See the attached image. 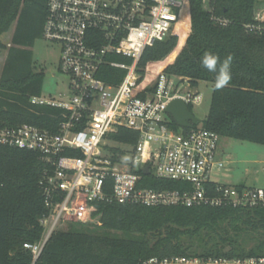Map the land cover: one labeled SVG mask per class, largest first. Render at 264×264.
Listing matches in <instances>:
<instances>
[{
  "label": "built area",
  "instance_id": "obj_1",
  "mask_svg": "<svg viewBox=\"0 0 264 264\" xmlns=\"http://www.w3.org/2000/svg\"><path fill=\"white\" fill-rule=\"evenodd\" d=\"M183 4L184 0H47L42 38L59 45L58 68L68 77L70 96L30 98L32 104L61 111L53 130L0 124V145L35 153L43 164L39 179L47 209L40 218L43 231L37 242L23 244L32 264L67 222H98L102 213L97 204L102 202L264 207V188L220 183L211 177L224 169L218 133L171 126L167 105L174 99L192 104L196 87L163 71L146 78L139 68L145 48L169 35ZM212 19L220 25L229 22L215 15ZM253 20L246 24L248 29H264V0H258ZM110 69L124 71L123 76L118 79L116 73L105 72ZM121 128L137 133V141L118 151L110 145L109 135ZM142 175L187 187H142ZM139 264H264V255L149 256Z\"/></svg>",
  "mask_w": 264,
  "mask_h": 264
},
{
  "label": "trees",
  "instance_id": "obj_2",
  "mask_svg": "<svg viewBox=\"0 0 264 264\" xmlns=\"http://www.w3.org/2000/svg\"><path fill=\"white\" fill-rule=\"evenodd\" d=\"M46 3L0 0V52L6 50L0 71V124H33L53 130L61 118L59 109L30 102L32 96H40L43 80L42 72L33 70L31 48L42 37ZM257 6L258 0H184L177 23L167 37L145 48L139 68L145 76L146 67L164 61L162 71L187 79L190 87L201 81L212 83L202 127L220 137L264 145V29L246 27L254 23ZM212 15L229 22L220 25ZM13 24L7 46L1 35ZM205 53L216 55L220 62L233 57L228 86L214 89L216 74L201 65ZM105 72L116 73L118 79L124 73ZM104 79L111 80L110 76ZM170 118L171 126L178 129ZM109 141L120 151L136 143L137 133L121 128L109 135ZM42 169L37 154L0 145V264H32V255L23 244L37 242L43 231L40 218L47 209L39 185ZM140 186L187 187L152 175H142ZM97 206L102 213L98 222H67L51 235L34 264H139L149 256L264 255V207L117 202Z\"/></svg>",
  "mask_w": 264,
  "mask_h": 264
},
{
  "label": "rangeland",
  "instance_id": "obj_3",
  "mask_svg": "<svg viewBox=\"0 0 264 264\" xmlns=\"http://www.w3.org/2000/svg\"><path fill=\"white\" fill-rule=\"evenodd\" d=\"M12 29V26H11ZM10 29L1 35V40L7 46L10 40ZM186 30L183 31L181 42L185 38ZM32 67L35 72H42L43 80L40 96L45 98H68L70 96L68 88V77L59 72V45L55 42L37 39L32 48ZM6 50L0 52V71L5 59ZM167 61V60H166ZM154 67H146L145 77L153 78L154 73L162 71V64ZM195 90L198 92L196 99L192 102L190 110L194 116L203 120L208 113L212 92V83L199 82ZM202 127V123L196 124ZM218 153L225 160L224 169L213 173L211 177L220 183L231 182L237 185L254 186L264 188V145L250 141H242L235 138H220ZM228 175L225 176L224 174Z\"/></svg>",
  "mask_w": 264,
  "mask_h": 264
},
{
  "label": "clouds",
  "instance_id": "obj_4",
  "mask_svg": "<svg viewBox=\"0 0 264 264\" xmlns=\"http://www.w3.org/2000/svg\"><path fill=\"white\" fill-rule=\"evenodd\" d=\"M233 57L228 55L222 62L219 61V58L211 53H205L201 59V65L209 72H214V89L219 90L228 86L231 80V63ZM219 63V67L218 66Z\"/></svg>",
  "mask_w": 264,
  "mask_h": 264
},
{
  "label": "water",
  "instance_id": "obj_5",
  "mask_svg": "<svg viewBox=\"0 0 264 264\" xmlns=\"http://www.w3.org/2000/svg\"><path fill=\"white\" fill-rule=\"evenodd\" d=\"M165 112L169 114L177 126L181 129L192 128L200 119L194 116L188 105L181 99L172 100L166 107ZM148 167L143 168V173L148 174Z\"/></svg>",
  "mask_w": 264,
  "mask_h": 264
},
{
  "label": "crops",
  "instance_id": "obj_6",
  "mask_svg": "<svg viewBox=\"0 0 264 264\" xmlns=\"http://www.w3.org/2000/svg\"><path fill=\"white\" fill-rule=\"evenodd\" d=\"M13 29H14V24L12 25V29L10 28V31H11V32H10V36H9L10 38H11V36H12ZM9 41H10V40H9ZM221 138H226V137H221ZM219 158L222 159L223 161H225V162L228 163V164L231 163V160H228V161H227V160L223 159L222 156L220 155V153H219ZM225 170H226V171H227V170L229 171L228 168L225 169ZM228 171H227V172H228ZM224 175L227 176L228 174L225 173ZM223 183L234 184V183H231V182H223ZM235 185H237V184H235ZM244 186H245V185H244Z\"/></svg>",
  "mask_w": 264,
  "mask_h": 264
}]
</instances>
